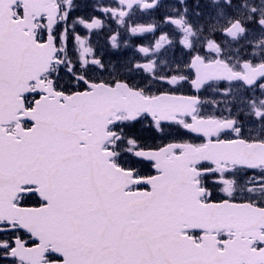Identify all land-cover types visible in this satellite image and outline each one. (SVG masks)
<instances>
[{
    "label": "snow or ice",
    "instance_id": "6c2138e0",
    "mask_svg": "<svg viewBox=\"0 0 264 264\" xmlns=\"http://www.w3.org/2000/svg\"><path fill=\"white\" fill-rule=\"evenodd\" d=\"M0 264H264V0H0Z\"/></svg>",
    "mask_w": 264,
    "mask_h": 264
}]
</instances>
